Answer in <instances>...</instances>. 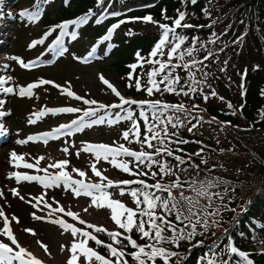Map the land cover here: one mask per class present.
Here are the masks:
<instances>
[{
	"label": "snow or ice",
	"instance_id": "snow-or-ice-1",
	"mask_svg": "<svg viewBox=\"0 0 264 264\" xmlns=\"http://www.w3.org/2000/svg\"><path fill=\"white\" fill-rule=\"evenodd\" d=\"M190 2L195 5L197 0H190ZM96 3L98 7H103L104 0H96ZM64 4L70 6V0H64ZM104 11L107 12V9ZM202 11L206 16H210L207 9ZM42 12L43 7L37 4L34 6V10L21 11L20 15L29 22H36L41 18ZM93 15V10L90 8L82 16L73 20L62 21L50 27L44 33V37L57 29H59V34L49 45L48 50L55 56H63L68 51L64 44V37L70 36L75 40L78 35L75 29L86 24ZM102 15L103 13H101ZM109 15L116 16L118 13L111 12ZM162 16L165 20L172 19V24L156 21L151 15L130 18L156 25L160 34L147 57L141 56L139 50L135 53L136 63L128 65V68L131 69L128 73V86L135 87L137 91L143 89L149 97L156 93L183 95L190 98L199 94L207 102L209 96L215 97L217 93L214 89L210 92L204 91L205 87L211 89V85L207 84L209 73L206 71L207 64L204 62L213 57L215 53L208 50L205 44L195 36L185 46L189 37L178 32L177 29L194 27L188 23H183L186 18L185 12L178 10V15L175 18H169L163 15L162 10ZM101 22L98 17L96 23ZM125 22L122 19L118 23L112 24L97 45L92 46L85 56H74V59L81 63H88L90 58L96 55L99 43L110 41L113 32ZM70 26H75V28L69 31ZM126 34L132 35L131 30ZM44 37L32 41L29 48L44 43ZM216 39V33L213 32L208 42L214 44ZM242 39L243 37L239 38L240 41ZM236 42L233 41V43ZM198 44L199 48L197 47ZM111 48L112 45L109 44L104 55H107ZM201 49L206 52V55L198 58L197 53ZM218 51H223V49ZM12 59L17 60L21 67L29 70L40 62L37 60L25 63L19 57ZM45 63L50 64L52 61L48 60ZM224 63L227 64V61ZM145 64L151 67L146 74L147 81L142 85L139 74L133 76V73L137 67L143 68ZM224 70L221 69V71ZM181 71L185 73L183 78L180 74ZM198 73L199 78L197 77ZM11 80L10 76H0V91L7 94H18L21 98H32L34 89L42 85H52L59 89L61 94H66L67 97L80 101L85 106L84 108L71 106L44 108L32 113L33 118L28 121L30 124L40 120L48 113L78 115L69 123L60 124L51 131L29 135L26 139L18 140V144L42 142L47 145L50 140L71 137L85 129H92L94 126L105 124L113 126L124 120L130 122V127L122 132V139L129 144L138 143L141 145L140 150L136 151L125 146L124 143L117 144L115 141L111 145L82 142V147L76 149L75 156L78 159L81 152L91 155L93 162L90 169L92 174L98 178L95 182L87 180L86 169L73 165L69 170L71 161L67 158L60 160L50 158L49 162L42 167L41 161L45 159L44 156L35 157L33 158L34 162H28L22 154H18L16 151L10 153L9 161L13 167L34 170L35 173L10 172L8 178H14L16 183L22 181L36 182L44 190L59 188L62 194L70 193L74 198L86 197L89 200L87 206L79 210L65 207L55 196L49 201L45 198L47 196L46 191H42L40 195L26 201L32 208L43 213L37 215L36 212H33L32 218L34 220L57 226L61 235L66 234L71 237L70 240H66L60 245L61 253H66L64 264H184V257L179 252L165 247V245L179 247L181 242L191 241L197 235H204L212 227L220 226V221L213 219L210 223L208 218L220 216L221 208L235 211V209H228L223 204L221 207H212L214 199L224 200L221 193L212 191L213 188L220 186L218 181L208 179L182 181L180 179L179 172L187 170L183 165L190 164L191 156H200L204 150L201 147L195 153L185 154L188 155V160H185L184 155L176 154L177 152H184L182 148L178 147L179 145L192 142L202 143L201 141L185 140L179 135L180 128L190 124L191 126L187 127V131L193 133L194 129L203 122V117L191 116L184 103L169 104L159 99L136 100L127 98L102 74L99 75V80L118 98L116 103L105 104L94 98H87V94L79 95L73 90L70 81L60 85L52 80L39 79L27 86H19L17 91L14 86H5ZM241 88H243V84H241ZM261 94L264 95V90ZM2 104L3 101H0V105ZM133 106L139 110L138 116H136ZM228 107L231 108L232 105L228 104ZM192 108L200 110L199 106L195 104L192 105ZM4 115L5 113L0 111V117ZM192 120L196 122L192 123ZM140 121H143V131ZM171 145H177V147L173 149ZM70 147H75L74 143L69 145L65 139L59 151L66 157L71 156L73 153L70 151ZM169 157L176 163H170ZM101 160L134 178L110 179L104 175L103 170L97 168V164ZM201 163L206 165L207 160L202 158ZM195 167L198 169L199 165H195ZM142 177L150 178L153 183H149L147 179ZM176 190H179L178 196L174 195ZM227 190L225 188V192ZM113 191H118L121 196L129 195L135 204V208L127 207L120 200L113 199ZM185 191L189 194L185 195ZM11 192L13 196L21 200L25 199L16 188H12ZM3 196V191H0V197ZM202 200L205 203L202 204ZM230 202L231 198H229ZM90 208L110 210V218L116 225V229L108 230L101 225L85 220L81 213L87 214ZM241 211H247V209L242 208ZM173 217L174 219H172ZM0 220H2V227H0V264H50V261L45 259V256H51L49 246L47 242L41 240L35 229H23L25 233H29L35 238V244L38 247L33 248L24 245L11 227L13 222L20 223L18 217L15 215L9 217L0 208ZM133 230L139 234L141 240L145 241L143 244L138 243L137 239L133 238ZM227 232L228 229H225V233ZM99 233H106L110 242L99 239L97 235ZM227 239L228 243L224 247V252L229 256H238L240 259L237 264H254L248 253L234 246L230 236ZM90 241L94 242L97 247H104L107 254H101L96 248L89 246ZM197 243L200 244L202 241ZM261 244H264V240L261 241ZM210 252L212 257L207 259V264H229V260L217 257L214 248L210 249ZM173 258H175L174 262ZM201 259L203 260L204 257Z\"/></svg>",
	"mask_w": 264,
	"mask_h": 264
},
{
	"label": "trees",
	"instance_id": "trees-1",
	"mask_svg": "<svg viewBox=\"0 0 264 264\" xmlns=\"http://www.w3.org/2000/svg\"><path fill=\"white\" fill-rule=\"evenodd\" d=\"M223 3L222 0H197V3L193 5L190 0H164L158 5L155 16L157 19H163V10V15L169 18H175L178 10H183L187 18L190 11V14H194L196 17L189 19V22H192L191 24L194 27L187 30V37L191 39V37L195 36L200 40L201 37L208 36L209 41L212 34L210 35L209 28H204V26L208 24V16H206L202 10L207 9L209 13L214 12L223 15V10L225 8ZM252 5L253 9L251 8L249 23L247 21L235 27L233 40L227 43L226 48H224L225 39H223L219 47L215 45L216 41L214 44L207 42L206 45V42L204 43L208 50H212L215 53V55L210 58L211 63L215 57L219 58L221 51L218 50L224 49V71L232 76L227 82L221 81L217 73L210 69V64L207 63L209 60L205 61L204 63L207 64L206 70H210V72H208L207 84L211 85V89L205 87L204 91L210 92L214 89L217 95L215 97L209 96L207 102H205L202 96L197 98L196 101L197 103L205 105L208 104V101H216L220 105H225V103L227 105H232L231 108L227 107L224 109L227 114L222 112L218 107L214 106L212 109H209L205 106L206 109H208L207 113L209 117H215V119L220 121L227 129L225 132L227 137L221 138L219 131H212L211 133L209 129L206 128L204 131L199 130L201 129L199 126L194 129L196 133H187L190 139H196L197 136H200L203 142L211 144L208 151L209 153L204 158L207 160V164L205 165L201 162V165L200 163L197 164L199 165V168L195 169V175L197 176L193 179H208L219 182L220 186L218 188H213L212 191L221 193L224 196V200L221 201L218 198L214 199L213 208L221 207L223 204L226 205L228 209H235V211H237L241 208V204L244 203L249 196H252V192L260 184L259 182L262 179L264 180V95L261 94L262 90H264V63H259L258 60H255V55L258 52H264V0H252ZM197 27L200 28L197 29ZM211 29H213V27H211ZM240 37H243L242 41L239 40ZM216 40H219V36H217ZM189 41L186 42L185 46L190 43ZM233 41L237 42L233 43ZM197 47L199 48V44ZM200 51L197 55H199ZM120 54L121 53L116 54L117 59L121 56ZM224 61H227V64H225ZM246 64L251 65L252 68H249L251 71L246 74L245 85L241 88L240 85H236L240 79L237 77L234 78L236 73L235 69H242L239 70V77L242 78L244 66H246ZM257 65L259 66L258 68L256 67ZM235 80L237 81L234 84ZM241 105H243V107H241ZM193 122H195V120H192V123ZM196 144L199 145V143ZM182 148L184 152L189 154L192 153V148H189L188 144H183ZM203 167L205 168L202 170ZM228 173L231 174L232 178L227 175ZM180 175L185 176L180 177V179H184L187 174L182 171ZM225 188L228 189L227 192H225ZM229 198H231L230 203ZM201 203L203 204L205 201L202 200ZM235 211L221 208L220 216L209 217L210 223L213 219H216L220 221V226L212 227L204 235H197L191 241H186L185 250L197 248L199 245L197 243L198 241L208 244L211 240L216 239L222 228H226L230 225L233 219L232 215L235 214ZM252 211V213L249 212L245 216L246 226L242 223L243 225L238 224L235 228L239 237L246 228H251V221L253 219H257L264 215V202L262 203V201L257 200ZM251 231L252 233H257L255 234L257 237L254 236V239L264 238V230L261 231L251 228ZM242 239H245L244 236L240 240ZM244 244L246 245L247 243L244 242ZM213 248L214 247L209 249L205 247L198 248L197 251L194 252L192 258L196 261H200V259L206 255L205 253H209L210 249ZM222 259H224V256H222ZM236 261L237 259L233 258L230 264H237Z\"/></svg>",
	"mask_w": 264,
	"mask_h": 264
},
{
	"label": "rangeland",
	"instance_id": "rangeland-1",
	"mask_svg": "<svg viewBox=\"0 0 264 264\" xmlns=\"http://www.w3.org/2000/svg\"><path fill=\"white\" fill-rule=\"evenodd\" d=\"M221 1V0H220ZM224 3V13L225 16L226 14H231V17H234V22L230 23L232 24H237L239 22H247L249 20L250 16V12H251V8L253 7L252 5V0H222ZM32 2V0H31ZM79 0H70V6H66L62 1L59 0H53L52 2L49 0L47 2V14H49V16H51V18L54 17L55 14H63V16H61V18H65L68 15L74 11L78 5ZM46 3V1H45ZM105 5V4H104ZM139 6V10L143 11V7L141 3H138ZM151 6V5H150ZM138 9V8H137ZM253 9V8H252ZM62 10H64L62 12ZM117 13V12H116ZM120 12H118L119 14ZM219 15V14H218ZM216 13L212 12L210 13V16H208V20L212 21V22H218V21H222V19H224V16L220 15L218 16ZM59 17L57 16L56 19H58ZM192 18V17H190ZM229 19H225L223 21V25L228 24ZM183 23H186V21H184ZM133 30H131L132 35L130 36V39H132L133 34H136L137 32H139L141 34V36H144V33H147L148 31H150L151 29H153V24L152 23H145L142 20H137L134 22L133 24ZM220 29H222L221 27H218ZM39 29V26H35L33 28V30H37ZM150 29V30H149ZM16 30H21V34L24 37V39L22 41H19V46L21 49L27 50L26 49V44L28 43V39L29 36L28 34L31 33L30 29H20L19 27L16 28ZM214 31L216 32H220L219 29H214ZM19 33V32H18ZM116 33H119V30L116 31ZM218 35V34H217ZM89 38H91V36H85L83 37L79 42L83 41L81 46L76 50L73 49L71 50V52H69V57L67 62H60L59 64H57L55 67H52L50 69H47L45 72H42V76L44 77H49L53 80H55L56 82H58L59 84L63 85L66 81H70L73 87V90L76 91L79 95H85L87 94V98H94L97 101H101L105 104H111L114 102H117V97L111 93L110 89H108L106 87V85H104L102 83V81L99 80V75H103L105 78H107L117 89L118 91H120L124 96L126 95V88L123 87L125 85L126 79H128V73L130 71L127 70V66L125 65H121L122 63H115L116 61V56H114L112 54V56H104V49L101 50V53L99 54L100 58L99 60H96V62H94L93 64L86 65V66H82L78 60H75L74 56L75 54L78 55V51L82 54L86 51V49L89 48V46H91V43L89 41ZM97 36H95L92 39H96ZM128 39V40H130ZM140 40V39H139ZM142 40V39H141ZM21 43V44H20ZM102 45H104V48L108 47V44L105 42ZM141 49H139L140 51ZM19 49H15L14 50V57H19L21 54V50L20 52H18ZM138 50H133V49H129V50H125L123 51V53H121L119 60L121 62H123V58H129L132 60V62H136V56L135 53ZM141 53V51H140ZM119 54V53H118ZM148 54L143 55L141 53V56L147 57ZM71 57L73 58V60H70ZM255 60H258L259 63H264V52H258L255 55ZM248 68H252L251 65L248 64ZM179 71V70H178ZM236 72V73H235ZM235 75L234 78L237 77L238 79H240V81L238 80V83L236 85H240L243 84V86L245 85V76H243V79L239 77V72H237V70H235ZM182 71H181V76L183 78L182 75ZM227 73V72H226ZM227 79L230 80L232 76H230L227 73ZM237 80H235L234 84L236 83ZM54 92H46V94L44 95L46 97V103L47 105H43L44 107L47 106H58L59 104L62 105H69L73 104L70 100L61 97H58V95L61 94H54L52 95ZM169 94V93H166ZM164 97V95H162ZM126 97V96H125ZM128 98V97H127ZM182 99V97L180 98V100ZM183 100V99H182ZM218 107L222 112H225L224 109H226L228 107V105L225 103V105H220L219 103H217L216 101L210 104V107ZM41 107V106H38ZM205 111V110H204ZM206 112V111H205ZM203 112L201 117L205 118V120L207 121V123L203 124V127H205L206 129H209V131L212 133V131L220 132V137H227L226 135V128L221 124L220 121H218L217 119L213 120L212 118L208 117L207 114ZM226 113V112H225ZM99 114H103V113H99ZM227 114V113H226ZM63 122V121H62ZM43 124L45 123H39V127L43 126ZM127 122L126 121H120L118 124H116L114 127L112 126H108L107 124L105 125H101L99 127H93L92 129H86L84 130L82 133L84 135H82L79 138H66V140L68 141L69 145H72L74 143L75 147H70V151L73 153V155L71 156H65L61 151H59V149L63 146L65 139L60 140V142H56L54 144L49 145L48 147H38V148H31L28 152V155L26 156V160H31L34 161L33 158L35 157H39V156H44L45 159L43 161H41L42 165H46L49 162V155H51V158H54L56 160H58V157L60 159H69L71 161L70 165H69V170H71V167L73 165H75L78 168H82V169H86L87 170V179H91L94 182L98 180L97 177H95L90 169V165L93 162V158L91 157L90 154L88 153H84L81 152L79 158L77 159L75 156V152L76 149L82 147V142H93V143H107L109 145H111L114 141L117 144L120 143H124L125 146L129 145L133 148V150L137 151L136 148V143H127L122 139V132L123 130H125ZM122 131V132H121ZM225 133V134H224ZM251 135V134H250ZM81 143V144H79ZM80 145V146H79ZM172 147V146H171ZM203 147V152L201 153V155L198 157V163L201 162V159L205 158V156L209 153V149L211 147V144L208 142H202L201 146L198 147V150H196L195 152L199 151L200 148ZM213 147V145H212ZM42 148V150H40ZM141 145L138 147V149L140 150ZM184 158H188V155L184 154ZM201 165V163H200ZM97 168L100 170L104 171V175H106L107 177H109L110 179L113 180H117L120 179L122 180V178H126V179H132L134 177H131L125 173H122L119 170H116L114 167H112L109 163L101 160L98 164H97ZM205 167L202 168V170ZM232 170V168H231ZM124 174V175H122ZM75 176V174H73ZM229 177H231V174L228 173L227 174ZM232 178V177H231ZM236 179V178H234ZM29 187L28 188H17V190L19 191L20 195L24 196V200L21 199H17V201L15 202V206L13 207V211L11 213V216L15 215L16 217L19 218L20 223H14L12 224V227L14 228V232L18 235L19 238H21V241L23 242L24 245L26 246H30L31 245H35L38 247V245L35 244V238L33 236H31V234L29 233H25L23 231L24 228H32L35 229L36 232L40 235L41 240L47 242L48 246H49V250L51 253V256H45L46 259H48L50 262H55L54 264H64V260H65V256L66 253H61L60 251V245L61 243L65 242L66 240H70L71 237L65 235H61L60 231L51 226H47L44 224H39L38 221H35L31 215L29 214V212H33L35 211L36 213L37 210H35L34 208L31 207V205L29 203H27L26 201L31 200L32 197L34 196H38L41 194L42 191H46L47 192V196L45 197L46 199H48L49 201H51V198L53 196H55V198L60 201V203L62 205H64L65 207H71L73 208V210H79L85 206H87V204L89 203L86 199V197H80V198H74L70 193H64L62 194L61 189L56 188V189H48V190H44L42 189V187L38 184V183H31L28 184ZM179 192V190H176L174 192V194H177ZM113 193H118V196L112 194V197L115 199L120 200L121 202L125 203L128 199V195L125 194L123 196H121L119 194V192H113ZM189 193L187 191H185V195H188ZM178 196V195H177ZM16 197V196H15ZM31 207V208H29ZM26 208H29V210L27 211ZM29 214V215H28ZM84 217V219L89 220L91 223L97 224V222L105 224V225H112V226H116L114 224V222L111 220L110 218V210L106 209V208H101V209H96V208H90L89 212L85 215V213H81ZM88 217V218H87ZM107 227V226H106ZM107 228H109L110 230H114V228L108 226ZM133 238L137 239L138 243L143 242V240H141L139 238V234L134 232L133 230ZM227 239V238H226ZM228 240V239H227ZM226 245L227 242H224L223 245Z\"/></svg>",
	"mask_w": 264,
	"mask_h": 264
}]
</instances>
